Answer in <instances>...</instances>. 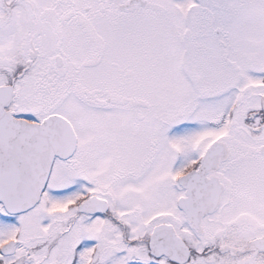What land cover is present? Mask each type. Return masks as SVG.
<instances>
[{
  "label": "snow or ice",
  "instance_id": "6c2138e0",
  "mask_svg": "<svg viewBox=\"0 0 264 264\" xmlns=\"http://www.w3.org/2000/svg\"><path fill=\"white\" fill-rule=\"evenodd\" d=\"M0 264H264V0H0Z\"/></svg>",
  "mask_w": 264,
  "mask_h": 264
}]
</instances>
